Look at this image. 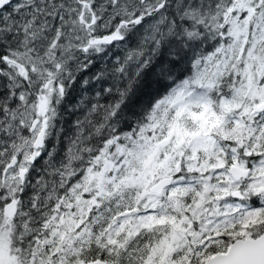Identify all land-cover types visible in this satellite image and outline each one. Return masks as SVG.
Wrapping results in <instances>:
<instances>
[{
    "label": "snow or ice",
    "instance_id": "1",
    "mask_svg": "<svg viewBox=\"0 0 264 264\" xmlns=\"http://www.w3.org/2000/svg\"><path fill=\"white\" fill-rule=\"evenodd\" d=\"M0 264H264V0H0Z\"/></svg>",
    "mask_w": 264,
    "mask_h": 264
},
{
    "label": "trees",
    "instance_id": "2",
    "mask_svg": "<svg viewBox=\"0 0 264 264\" xmlns=\"http://www.w3.org/2000/svg\"><path fill=\"white\" fill-rule=\"evenodd\" d=\"M69 120L74 119V117H68Z\"/></svg>",
    "mask_w": 264,
    "mask_h": 264
}]
</instances>
